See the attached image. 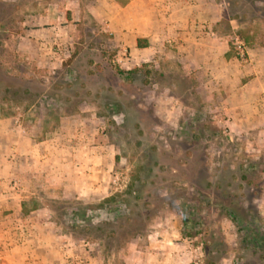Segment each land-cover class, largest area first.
<instances>
[{
  "label": "rangeland",
  "instance_id": "rangeland-1",
  "mask_svg": "<svg viewBox=\"0 0 264 264\" xmlns=\"http://www.w3.org/2000/svg\"><path fill=\"white\" fill-rule=\"evenodd\" d=\"M92 1L0 0V114L73 149V185L43 170L28 207L51 212L71 264H153L173 248L186 260L188 245L187 264H264V153L215 118L192 65L118 46ZM210 1L222 18L202 32L238 59L234 37L264 46V0Z\"/></svg>",
  "mask_w": 264,
  "mask_h": 264
},
{
  "label": "crops",
  "instance_id": "crops-1",
  "mask_svg": "<svg viewBox=\"0 0 264 264\" xmlns=\"http://www.w3.org/2000/svg\"><path fill=\"white\" fill-rule=\"evenodd\" d=\"M88 14L98 25L109 23L118 46L148 54L151 60L161 55L177 57L185 68L192 65L202 99L210 103L215 118L225 122L234 137L245 139L248 151L264 153V46L250 48L242 61L233 56L225 37L202 32L201 25L211 29L221 20L218 5L210 0H94ZM139 40L147 47L139 48ZM16 120L0 114V264H71L72 249L51 212L28 203L37 200L43 170L49 178L56 171L53 180L59 184L73 185V149L69 140L58 142L62 134L44 136L38 130L37 139L36 131L21 129ZM85 164L91 171L90 161ZM106 180L104 174L101 187L88 185V193L103 192ZM184 248L190 250L186 260L173 248L170 255H154L152 263L187 264V259L197 258L195 248ZM92 255V264L99 262Z\"/></svg>",
  "mask_w": 264,
  "mask_h": 264
},
{
  "label": "built area",
  "instance_id": "built-area-1",
  "mask_svg": "<svg viewBox=\"0 0 264 264\" xmlns=\"http://www.w3.org/2000/svg\"><path fill=\"white\" fill-rule=\"evenodd\" d=\"M232 44L237 51V56L242 60L245 61L248 56V51L245 43L238 37H234L232 39Z\"/></svg>",
  "mask_w": 264,
  "mask_h": 264
},
{
  "label": "trees",
  "instance_id": "trees-1",
  "mask_svg": "<svg viewBox=\"0 0 264 264\" xmlns=\"http://www.w3.org/2000/svg\"><path fill=\"white\" fill-rule=\"evenodd\" d=\"M138 47L139 48H144V47H147V44L146 43H144L142 40H139L138 41ZM120 73H124V72H120ZM118 162H119V158H116V164H118ZM110 200L109 199H107V200H105V203H107V202H109ZM104 205V204H103ZM87 208L89 207V206H86ZM76 213V212H75Z\"/></svg>",
  "mask_w": 264,
  "mask_h": 264
}]
</instances>
